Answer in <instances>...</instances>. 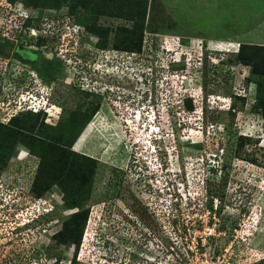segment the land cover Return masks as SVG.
Segmentation results:
<instances>
[{"label":"rangeland","instance_id":"374dc122","mask_svg":"<svg viewBox=\"0 0 264 264\" xmlns=\"http://www.w3.org/2000/svg\"><path fill=\"white\" fill-rule=\"evenodd\" d=\"M76 12L0 0V50L19 40L46 58L59 51L60 61L45 62L40 69L45 77L71 64L63 55L76 56L81 66L76 72L66 68L68 80L78 73L76 85L100 104L84 131L82 125L74 129L73 112L51 103L53 89L30 88L36 83L34 69L28 67L32 72L18 103L1 72L5 125L11 127L10 119L27 110L23 103L31 100L40 107L48 98L50 113L31 132L68 149L83 131L73 150L81 148L79 153L96 165L89 196L81 200L91 213L77 252L54 238L77 212L66 208L59 183L42 200L30 201L38 161L50 151L31 153L24 162L29 151L14 149L5 178L17 190L9 219L0 205V264H264V89L258 96L264 76L253 75L236 59L242 43L264 46V0H154L147 27L159 29L146 30L140 55L100 50V37L85 31V20L92 23L94 16ZM26 17L31 23L21 30ZM101 22L131 25L108 18ZM41 35L46 46L37 47L34 41ZM181 40L188 44L179 45ZM7 64L0 57V70ZM42 94L46 101L38 99ZM4 97L10 101L4 103ZM18 118L20 125L13 120L9 128L13 141L19 139L17 127L33 122ZM58 122V128L49 125ZM0 129L2 138L7 130ZM75 180H59L70 188L68 199L75 196ZM16 193L21 198L15 206Z\"/></svg>","mask_w":264,"mask_h":264},{"label":"trees","instance_id":"16d2710c","mask_svg":"<svg viewBox=\"0 0 264 264\" xmlns=\"http://www.w3.org/2000/svg\"><path fill=\"white\" fill-rule=\"evenodd\" d=\"M11 4H15L18 0H8ZM25 5L32 6L37 10L45 9H61L67 7L69 12L73 15H77L76 11L86 10L90 12L94 19L92 23H88V20H85V31L94 34L99 38V45L97 47L102 51H107L109 48L112 50L120 51L132 55H140L144 51V43L146 39V30L151 33H157L159 29H151L147 27L146 16L148 14L149 5H151L154 0H21ZM75 13V14H74ZM131 15L135 16L134 18H129ZM102 18L115 19V20H124L130 22L131 25L117 26L113 27L101 22ZM31 18L26 19V21L21 23L22 28H28L31 23ZM150 30H149V29ZM22 32V31H21ZM113 35V38L111 34ZM43 40V39H42ZM184 44H188L185 41H182ZM186 46V45H185ZM189 48V45L186 46ZM1 51V50H0ZM193 51V50H192ZM194 52V51H193ZM196 53V52H194ZM236 59L239 64L250 68V72L255 76H264V46L254 45V44H245L242 43L239 46L238 54ZM188 69H191L192 63L186 65ZM206 67V66H205ZM208 69V68H207ZM208 72V70H205ZM264 84L258 83V96L260 92H263ZM191 102V99H185V104ZM257 105H255L256 107ZM191 111L193 110L192 106H189ZM100 109V104L96 105L94 113L88 116V119L83 123L77 124V118L75 114H71L72 118L70 119L71 127L74 129L79 128V125H82V130L84 131L87 127L89 120L94 118V114ZM264 105L262 106V110ZM22 115V118L26 120L33 121L28 125L17 127L16 131L18 138L16 141L12 140V130L9 128L12 127L13 123H18V118ZM262 117L264 120V111L262 112ZM42 118V121H45L46 114L44 112L34 113L32 111L20 112L18 115L13 117L11 122V127H8L4 123L0 122V127H4L7 131L2 138H0V163L1 168H6L11 161L12 153L16 147L26 148L30 154L33 153L34 157L36 153L41 149L45 150L46 148L50 151L47 159H42L38 161L37 169L35 172L34 179L31 184V192L33 195L39 199L51 191L54 186H57L55 182L59 183V187L64 192V198H66L65 206L68 210H75L77 212L71 214L67 220L63 223L62 230L54 236L58 239L61 245H74L77 249V252L80 249L82 250L84 239H85V230L88 226L90 209L84 208V203L81 202L82 199L88 198L90 193V188L92 185L93 173L95 171V160L86 155L80 154V149H74V145L78 140L79 136L73 141H70V146L67 147L53 146L48 144L45 138H41L34 133H32L39 125L38 120ZM14 122L12 123V121ZM42 124V123H41ZM49 124V123H47ZM17 125H20L18 123ZM54 128H58L60 124L51 125ZM48 126V125H47ZM80 128V129H81ZM72 130V129H71ZM1 131V129H0ZM32 131V132H31ZM264 131V123H263ZM35 135V136H34ZM242 141L236 143V148L239 146L241 148L243 138L240 137ZM57 142L60 143V138L57 139ZM62 147V148H61ZM9 148L10 153H6V150ZM64 148V149H63ZM237 150V149H236ZM6 153V154H5ZM15 153V152H14ZM38 156V155H37ZM36 156V157H37ZM3 159V160H2ZM214 171V170H213ZM60 178H74L75 180V196L69 198L70 188L64 186L66 183H61ZM226 184V182L224 183ZM65 190H68L66 192ZM83 194L82 196H80ZM212 202V201H211ZM84 204V205H83ZM69 245V246H70ZM58 261V260H57ZM56 261V262H57Z\"/></svg>","mask_w":264,"mask_h":264},{"label":"flooded vegetation","instance_id":"af4514ba","mask_svg":"<svg viewBox=\"0 0 264 264\" xmlns=\"http://www.w3.org/2000/svg\"><path fill=\"white\" fill-rule=\"evenodd\" d=\"M8 33L9 32H7V34ZM20 34H22V32ZM40 37H42V38L38 37L36 39V41H34V43L37 45V47L46 46V45L43 46L42 44L46 43L47 41L43 38L42 35ZM7 40H10V39L8 38ZM8 42L10 43V45L6 46L7 43H5L3 45L4 48L2 47L1 51H0L1 59L4 61H8V64L6 65V67L2 68L0 70V74L3 71L2 76H5V80H3V81L8 82V86H9V89L11 91L10 92L11 94H9V95H14L15 98L17 99L16 100L17 103L19 100L17 97L22 94V91H21L22 86L27 81L28 71H31L28 69V67H30L31 69H34L32 71L37 73L36 83L34 85H32L30 88L34 91L35 90L38 91V87L40 89H42L46 85L47 87H50L51 89H53V93L50 95V98L52 97L51 103H56L58 105L65 104V105L60 106L62 112L64 110H67V109L70 110L71 112H73V114H75V116L77 118L76 119L77 124L84 123L88 119V116H90L94 113V110L96 109V105L98 103L94 102L95 99H94V101L88 100V97L90 94H88L87 91L80 90L79 86L76 85V81H77L76 79L78 78L79 74L75 73V74H77V76L75 79L71 80V82L68 80L69 76H68V72L66 71V68L75 69V72H76L78 67L81 66V63H79L78 58L76 56L70 55V54L69 55H63L64 59L67 62H71V64L69 63L70 65H66L64 63L65 66H62L61 69L57 68L56 69L57 71H55V69H54L53 71H51V73L48 74V76L45 77L42 74V72L40 73V69H43L42 67H45L44 66L45 62H51L54 64L55 61H57V60L60 61L61 57L59 56V54H60L59 51L55 52V53H50V54H52V55H50L52 57L46 58V57H44L43 53L40 52L38 49H33V47H35V46H32L31 48H25V45L20 43L19 40H16V41L11 40ZM67 57H69V58H67ZM58 58H60V60ZM38 69H39V71H38ZM81 78H82V76H81ZM68 81L70 82V84H68ZM3 86L1 85V88H0L1 92H3V89H5ZM13 86H15V88H13ZM66 87L68 88V92L70 93L69 96H71V97L66 96L67 92L64 90V89H66ZM39 93H41V92H39ZM91 94H93V93H91ZM39 97L40 98H38V99L42 100V98H43V100H45L43 94H42V96L39 95ZM72 97L77 98V102L74 103L73 105L70 104V101H72L71 100ZM80 98H82V100H84V101H82L79 105V100H81ZM48 100L49 99L47 98L46 103H48ZM7 101L9 102L10 100L6 99V97H4V103H6ZM89 109H90V111H89ZM59 118H61V117H59ZM4 119H6V118H4ZM58 124H59V122L57 123V125ZM5 169L6 168H1V163H0V201L5 202V203H3L4 205H1V204L0 205L3 208H5V210H2L1 213H3V214H1V215H3L4 219H6V218L9 219L8 218L9 208H7V204H8L7 198L9 196V194H8V190H7L8 187L6 184V178L7 177L5 178V175H6ZM14 190H17V187L16 188L11 187V192H13ZM16 201H18V200L16 199ZM20 207H21V205H20ZM15 216H17V215H15ZM20 233H18V234L15 233L14 236L16 238L19 236H22V235H19ZM13 241H14V239H13ZM75 249H76V247H75Z\"/></svg>","mask_w":264,"mask_h":264},{"label":"clouds","instance_id":"9594fccd","mask_svg":"<svg viewBox=\"0 0 264 264\" xmlns=\"http://www.w3.org/2000/svg\"><path fill=\"white\" fill-rule=\"evenodd\" d=\"M28 18H30V17H26V19H28ZM26 19L24 20V19H22V22H24V21H26ZM32 19V18H31ZM21 22V23H22ZM16 29H18V28H16ZM10 29H7V31L6 32H11V33H13V31H9ZM21 30H23V28H22V26H21ZM238 50H239V47H238ZM237 53H238V51H237ZM124 54H127V53H124ZM29 72L30 71H28V74H29ZM45 101V100H44ZM24 104V107L26 108L27 106H30L31 104H33V101H27V102H25V103H23ZM48 106H50L48 103H46L45 102V104H42L40 107H39V112H44L46 115L47 114H49L50 113V109L48 108ZM30 111V110H29ZM48 118L47 119H49V116H47ZM48 122V121H47ZM263 123H264V121H263ZM53 125H56V124H53ZM21 154V153H20ZM27 154V157L25 158V159H23L22 161H26V162H28V161H30V156H31V154H30V152L28 153H26ZM29 156V157H28ZM33 157V156H32ZM35 176V175H34ZM34 179V178H33ZM18 181V180H17ZM6 184H7V187H8V194H9V196H8V204H7V208H11L12 206H13V204H11V200H12V197H13V195H14V192L16 191V190H14L13 192H11V187H13V186H10V185H12V184H14V183H10V184H8V180H6ZM14 188V187H13ZM30 192H31V188H30ZM17 194V193H16ZM20 196H21V194H20ZM18 198H21V197H19V194H17V195H15L14 196V200H13V203H15V206H16V204H19L17 201H16V199L18 200ZM33 199H35V200H38L39 198H37V197H35L34 195L31 197V200L30 201H32ZM10 200V201H9ZM42 200V199H41ZM3 203H5L4 201H0V204L1 205H4ZM21 205V207H23V205L22 204H20ZM27 207V206H26ZM13 208V207H12ZM14 209V208H13ZM23 209V208H22ZM2 210H5V208H2ZM1 210V211H2ZM85 240V239H84ZM54 264H56V262L54 263Z\"/></svg>","mask_w":264,"mask_h":264},{"label":"built area","instance_id":"2783aa9c","mask_svg":"<svg viewBox=\"0 0 264 264\" xmlns=\"http://www.w3.org/2000/svg\"><path fill=\"white\" fill-rule=\"evenodd\" d=\"M180 43H179V45H181L182 43H181V41H179ZM107 51H109V50H107ZM113 52H115V50H112ZM194 52L196 51V52H198L199 53V51L197 50V49H195L194 48V50H193ZM104 52H106V51H104ZM200 54V53H199ZM201 55V54H200ZM192 62H189V64H191ZM202 66V62H197V64H195V68L198 70L200 67ZM31 72L32 71H30L29 73L31 74ZM34 99H36V98H34ZM19 105H20V103H19ZM22 106H23V104H22ZM24 107V106H23ZM27 108V110L26 111H32V112H34V113H39V107H34L33 105H31V106H27L26 107ZM26 111H20V112H26ZM0 122H2L3 123V121L0 119Z\"/></svg>","mask_w":264,"mask_h":264},{"label":"water","instance_id":"95a60500","mask_svg":"<svg viewBox=\"0 0 264 264\" xmlns=\"http://www.w3.org/2000/svg\"><path fill=\"white\" fill-rule=\"evenodd\" d=\"M82 135V134H81Z\"/></svg>","mask_w":264,"mask_h":264}]
</instances>
